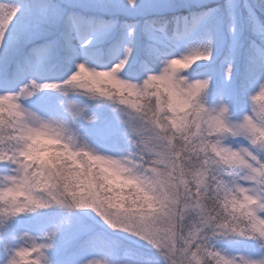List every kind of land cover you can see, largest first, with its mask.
Listing matches in <instances>:
<instances>
[{"label":"snow or ice","instance_id":"snow-or-ice-1","mask_svg":"<svg viewBox=\"0 0 264 264\" xmlns=\"http://www.w3.org/2000/svg\"><path fill=\"white\" fill-rule=\"evenodd\" d=\"M0 264H264V0H0Z\"/></svg>","mask_w":264,"mask_h":264}]
</instances>
